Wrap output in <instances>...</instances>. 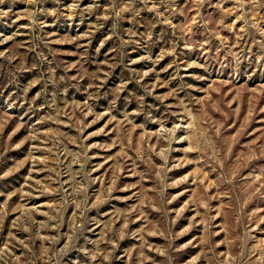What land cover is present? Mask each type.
<instances>
[{
    "label": "rangeland",
    "instance_id": "rangeland-1",
    "mask_svg": "<svg viewBox=\"0 0 264 264\" xmlns=\"http://www.w3.org/2000/svg\"><path fill=\"white\" fill-rule=\"evenodd\" d=\"M0 264H264V0H0Z\"/></svg>",
    "mask_w": 264,
    "mask_h": 264
}]
</instances>
